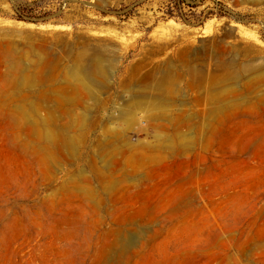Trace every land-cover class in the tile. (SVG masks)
<instances>
[{
	"label": "rangeland",
	"instance_id": "374dc122",
	"mask_svg": "<svg viewBox=\"0 0 264 264\" xmlns=\"http://www.w3.org/2000/svg\"><path fill=\"white\" fill-rule=\"evenodd\" d=\"M0 264H264V0H0Z\"/></svg>",
	"mask_w": 264,
	"mask_h": 264
},
{
	"label": "trees",
	"instance_id": "16d2710c",
	"mask_svg": "<svg viewBox=\"0 0 264 264\" xmlns=\"http://www.w3.org/2000/svg\"><path fill=\"white\" fill-rule=\"evenodd\" d=\"M23 12H24V9H20L19 10V12H18V15L16 16V19H24L23 18ZM224 11H222V12H219V13H217V16H221V15H223L224 13H223Z\"/></svg>",
	"mask_w": 264,
	"mask_h": 264
}]
</instances>
